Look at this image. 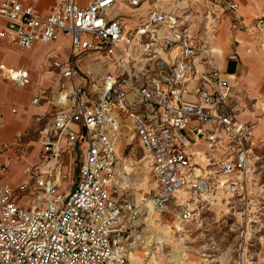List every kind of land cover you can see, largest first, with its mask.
<instances>
[{
  "label": "built area",
  "instance_id": "built-area-1",
  "mask_svg": "<svg viewBox=\"0 0 264 264\" xmlns=\"http://www.w3.org/2000/svg\"><path fill=\"white\" fill-rule=\"evenodd\" d=\"M197 1L166 0L169 8L160 9L162 0H54L44 14L21 0H0V37L7 42L30 48L60 34L70 42L64 59L47 57L58 74L55 85L31 98L39 104L47 94L54 101L50 120L38 129L37 161H26L27 146L16 148L24 179L15 186L3 180L7 164L0 161V264H130L124 233L142 205L124 196L133 171L131 157L118 151L125 131L149 162L153 191L144 200L155 210L190 220L208 212L223 191L243 218L240 235L225 243L202 239L189 264H264V154L253 142L255 122L236 118L233 84L191 31ZM206 1L230 14L232 28L246 26L236 0ZM122 4L149 7L128 25L113 14ZM254 25L264 30V15ZM87 55L103 57L105 71L83 70ZM0 75L18 87L30 82L24 67L0 64ZM187 127L207 141L202 166L177 134ZM76 152L67 189L64 161Z\"/></svg>",
  "mask_w": 264,
  "mask_h": 264
},
{
  "label": "crops",
  "instance_id": "crops-1",
  "mask_svg": "<svg viewBox=\"0 0 264 264\" xmlns=\"http://www.w3.org/2000/svg\"><path fill=\"white\" fill-rule=\"evenodd\" d=\"M21 1L23 2V4L33 6L39 12L44 14L49 11L51 5L54 2V0H21ZM236 1L238 3V12L243 18V20L244 21L249 20V22L252 23L254 27L255 18L257 16L264 15V0H236ZM148 7H149L148 4H143L139 8H130L127 5L122 4L120 6V9L118 11H114L113 14L120 16L128 25H131L135 23V21H137V19L146 12L145 10ZM159 8L160 9L169 8V5L167 4L166 0H162V2H160ZM123 9L124 11H122ZM207 11L208 14L206 13ZM192 12L193 15L190 18L192 23L191 31L202 42H204L203 41L204 37L202 33L198 32V27L200 23L203 25H207L205 22L209 21L208 23L210 24L211 22L214 28L215 27L218 28V30L212 33L213 37H211L212 36L211 35L210 36L211 39L209 41V45H211L210 52L212 59L219 68L222 77L228 79L233 84V90L235 93H236L235 85L237 83H239L240 87L245 89V92L243 93L244 96L242 98H239L236 105L237 107L236 118L241 122H256L255 119H251V118L254 117L257 118V116H259L257 115V111L259 110V108H261L260 104L264 105V75L259 74L258 71H256V69L259 68V65L257 63L258 61L255 60V56L253 52L250 51V48L249 49L246 48V44L245 43L243 44L241 40L242 37L240 36H243L244 34L237 35V38L235 40L238 41V43L235 45V48H233L229 40V32H228L229 29L227 26V21L228 19H230V14L227 11L222 10L216 5L210 6L206 0H198L192 9ZM206 14H207V18H205ZM240 32L244 33L241 30ZM61 37L67 38L66 51L64 50V52L60 54V53H56V51L54 53L52 52V49H50L47 52V57L56 56L59 59H64L68 55L70 49L69 36L66 34H60L57 37V39ZM254 38L255 39L261 38V40L264 41V30L260 29L259 33L254 35ZM46 42H52V41H46ZM38 43L41 42L34 43L30 48H25L28 50H24V51L31 53ZM14 46L15 44L9 43L7 42L6 39L0 37V64H4L6 66L15 67V68L24 67L30 71L28 64H24L23 62H20L18 64H12L4 59V50L6 48L13 47L15 49H19ZM263 46H264V42H263ZM213 47L219 48L221 50V53L212 50ZM262 50H263V56H262V64L260 66L261 69L264 68V48ZM51 52L54 54H52ZM233 53L236 54V57L230 58L229 55ZM93 57L94 56L91 55H87L83 57L80 62V66L81 63L84 64L83 61L86 60L85 58H88L86 60L87 63L85 64L87 69H91L94 73L97 74L104 72L105 69L107 68V62L104 61L103 57L101 56H97L98 57L97 60L91 59ZM97 61H101V63ZM242 70H244V73H242ZM49 71L50 74L48 73ZM51 73H52V77H51ZM57 77L58 74L56 70L54 69H48V71L43 70L42 73H40L41 79L38 87L36 85L38 82L35 85L34 84L30 85L32 87L27 85L30 82L22 87H18L14 85L12 81L0 75V114L2 115V120H3V125L0 127V145L9 144L12 141L14 142L17 139V137H15V133L28 129L30 122L33 121V119L36 118V116L37 117L42 116V118H48V120H50V117L46 115L47 112L49 113V111L53 109V105H54V101L51 99L50 95L45 94L41 98L39 104H33V103L31 104L30 98H32V96H34L38 92L39 88L46 89L49 86L51 87L55 85ZM31 78L32 75L30 71V81ZM238 78H240L239 82L237 80ZM46 83L47 85H45ZM258 93L260 94V96H258ZM12 107H15L14 112L11 110ZM261 109L264 110V108ZM193 125H195L194 120H192L190 123V126ZM209 125L210 124H207L206 126ZM261 129H264V122L260 121L259 119V121L255 124L253 129L254 144H257V140L259 138L258 134L261 131ZM177 134L179 136L180 135L183 136L186 139L185 144L193 153V157L191 161L195 163L198 160L202 163L200 164V166L204 165L206 162L203 155V151L207 148V141L205 140V137L203 135H196L194 132H192L190 127L177 130ZM134 140L137 139L129 131L123 132V135L119 140V148H118L119 154L121 155L122 153V151H120V148L122 146H124V148H128L129 146H131V148L133 149ZM9 154H7L8 157L10 156ZM7 155L4 153L3 148H1L0 161H3L7 164V170H8V162L5 161L7 159ZM26 158H28V160L26 161L31 163H33L36 160L35 158H29V155L28 157L26 156ZM129 162L130 164L132 163L130 159ZM131 168L133 170L132 166ZM7 172L8 171H6V173L4 174L3 180L10 183L11 185L15 186L24 179L23 173L22 172L20 173L19 170L12 175L8 174ZM16 176H17L16 181L15 182L11 181L12 178ZM131 179L132 176H130L129 185L124 189V196L126 190H128V188L130 189ZM211 198L213 197H209V199L212 202ZM135 202L140 203L138 201ZM212 204L216 205L215 202H212L211 205ZM211 205H209L210 210H212ZM164 241L165 240L163 239L160 240V245H162L163 243L166 244V242ZM174 251H175L174 247H172L170 251H167L166 254H164V261H166L164 262V264H174V261L172 260V257L174 256ZM126 255H127V251H126ZM157 255L158 252L156 250L155 253L151 254L150 260L151 258L152 259L157 258ZM127 258L131 264L128 255ZM152 262L155 261L152 260Z\"/></svg>",
  "mask_w": 264,
  "mask_h": 264
},
{
  "label": "rangeland",
  "instance_id": "rangeland-1",
  "mask_svg": "<svg viewBox=\"0 0 264 264\" xmlns=\"http://www.w3.org/2000/svg\"><path fill=\"white\" fill-rule=\"evenodd\" d=\"M77 2L80 4H84L85 0H77ZM122 11H124V9ZM208 22H205L207 25H203L200 23L198 27V32L202 33L204 37V42H201V48L211 47V45H209V41L211 39L210 36L214 31L218 30V28L216 27L212 29V27H210L211 24H209ZM243 22L246 24L245 27L234 29L231 26L230 19H228L227 26L229 29L228 32L231 46L235 48V45L238 43V41L235 40L237 38V35L244 34L243 36H240L242 37L241 40L243 44H246V48H250V51L253 52L255 56V60L258 61L257 63L259 65V68L256 69V71H258L259 74L264 75V68L261 69L260 67L262 64V49L264 48V41L261 40V38H254V35L259 33L260 29L255 25L253 27L252 23H250L249 20H243ZM240 30L244 33H241ZM52 42L38 43L31 53L24 51L28 49L16 45L14 47L19 48L21 50L15 49L13 47L6 48L4 50V59L12 64H18L20 62L28 64L32 78L30 83L27 85H35L38 82L36 84L38 87L41 79L40 73H42L43 70L48 71L49 69L47 66L46 59L47 52L50 49H52V52L55 53L56 51V53L60 54H62L64 50L66 51L67 38L61 37ZM85 59L87 60L88 58ZM86 60L83 61L84 64L81 63V67L83 70L87 69L85 65L87 63ZM97 62L101 63V61ZM48 73L50 74V71ZM242 73H244V70H242ZM240 78L237 79L238 82ZM45 85H47V83ZM235 86L236 93L238 94L239 98H242L244 96L243 93L245 92V89L240 87L239 83H237ZM258 96H260L259 93ZM260 107L264 108V105L260 104ZM261 108H259V110L257 111V115L259 116H257V118H251L256 120L255 124L259 121V118H261L260 121L264 122V110ZM51 111L52 110H50L49 113L47 112L46 115L50 117ZM47 120L48 118L36 116V118H34L33 121L30 122L28 129L15 133V137H17V139L14 142L12 141L9 144L2 145L4 153L6 155L10 153V156L8 157L7 155V159L5 160L6 162H8V174L12 175L18 170L20 173L22 172L21 170L23 166V159L21 157L16 158L15 156L17 152L16 148L18 146H27V157L29 155V158H35V161H37V133L42 123ZM258 136L259 138L257 140V144L261 147V149L259 150V154L262 155L264 154V129H261ZM180 138L184 142H186V139L183 136L180 135ZM133 143L134 146L132 150L124 148V146H122L120 148V151H122L124 159L129 156L131 157L129 159L130 161H132L131 166L133 167V171L131 173V186L130 189L128 188V190H126L125 196L128 199H133L135 201L140 202L142 205L141 214L139 218L134 220L131 228L126 230L123 238L124 245L127 249V255L128 252L131 250L133 252H137L139 255L142 256L141 260L137 259L136 264H164V262H166L164 261V254H166L167 251H170L171 248L175 247L176 245L178 251H182L181 249L185 248V250H183V254L186 259H184V261H181L180 264H189V262H194L197 259V255L202 247V239L213 238L220 243H225L227 242V240L240 235L241 226H243V218L240 213L236 212L233 208L230 207V204L226 203L227 199H229V195L225 194L223 191L218 192L219 196L217 198V201L220 203L218 208L216 205L212 204V210L204 213H199L190 220H181L175 214H172L170 211H155V215H153V217L157 218V223L154 221H150L148 219L149 213L147 207L145 206L146 200H144V198L152 194L153 176L149 166V162L146 160L145 157H143L144 151L142 147L139 146L137 140H134ZM129 151H132V155H130ZM79 159V152H76L73 155V160L68 157L65 158V164L63 167L66 171V177L63 178L64 188H69L72 179L77 172V165ZM26 160H28V158H26ZM195 163L197 165L202 164L198 160ZM16 179L17 176L12 178L11 181L15 182ZM256 182L258 183V181ZM262 187H264V185H262L261 188ZM252 188H257V185H254ZM26 202L27 200L20 199V203L27 204ZM166 223L170 226V231L168 233H163L164 224ZM175 223H178L180 226L183 227V229L176 231ZM162 233L166 235V237L163 236ZM162 237L168 239L164 241L166 242V244L163 243L162 245H160V240H162ZM231 246L232 245L230 244L229 247ZM156 250L158 252L156 262H152V260H150V257L152 253L156 252ZM260 253L264 256V243L260 248Z\"/></svg>",
  "mask_w": 264,
  "mask_h": 264
},
{
  "label": "bare ground",
  "instance_id": "bare-ground-1",
  "mask_svg": "<svg viewBox=\"0 0 264 264\" xmlns=\"http://www.w3.org/2000/svg\"><path fill=\"white\" fill-rule=\"evenodd\" d=\"M212 36L211 37H213V34H211ZM212 50H214V51H217V52H219V53H221V50L219 49V48H217V47H213L212 48ZM259 119H261V118H259ZM198 153H201V152H198ZM225 194H228L227 192H224ZM188 194H189V192L187 191V190H185V189H181L180 190V195L181 196H188ZM215 204H216V206H217V208L219 207V202L217 201V202H215ZM145 206L147 207V210H148V213H149V220L150 221H154V222H156V219L157 218H155V217H153V215H155V211H157V210H155V208H153L152 207V205L150 204V202L148 201V200H146L145 201ZM158 212V211H157ZM157 223V222H156ZM175 230L177 231V230H182L183 229V227L182 226H180L178 223H175ZM170 231V226L166 223V224H164V231H163V233H168ZM162 233V235L163 236H165L166 237V235H164ZM178 237V236H177ZM162 239L163 240H167L166 238H164V237H162ZM170 240V239H169ZM174 256L172 257V260L174 261V264H176L179 260H181V259H183L182 261H184V259L186 258L185 256H184V252H183V250H185V248H183V249H181L182 251H178V249H177V245L174 247ZM182 252V253H181ZM128 256H129V258H130V261H131V263L132 264H136V261H137V259L139 260H141V255H139L137 252H133V251H129L128 252ZM136 259V260H135ZM151 260H153V261H155L156 262V258H151ZM176 262V263H175Z\"/></svg>",
  "mask_w": 264,
  "mask_h": 264
}]
</instances>
